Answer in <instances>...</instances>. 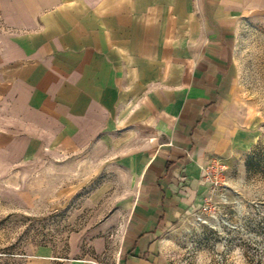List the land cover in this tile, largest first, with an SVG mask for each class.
I'll list each match as a JSON object with an SVG mask.
<instances>
[{
    "label": "crops",
    "instance_id": "crops-1",
    "mask_svg": "<svg viewBox=\"0 0 264 264\" xmlns=\"http://www.w3.org/2000/svg\"><path fill=\"white\" fill-rule=\"evenodd\" d=\"M0 14V150L127 151L122 264H156L163 224L210 190L201 166L245 139L236 53L264 0H0Z\"/></svg>",
    "mask_w": 264,
    "mask_h": 264
},
{
    "label": "rangeland",
    "instance_id": "rangeland-1",
    "mask_svg": "<svg viewBox=\"0 0 264 264\" xmlns=\"http://www.w3.org/2000/svg\"><path fill=\"white\" fill-rule=\"evenodd\" d=\"M236 66L245 139L215 159L225 166L219 188L163 224L156 264H264L263 26L241 27ZM126 152L0 150V264H122L120 242L135 219Z\"/></svg>",
    "mask_w": 264,
    "mask_h": 264
},
{
    "label": "built area",
    "instance_id": "built-area-1",
    "mask_svg": "<svg viewBox=\"0 0 264 264\" xmlns=\"http://www.w3.org/2000/svg\"><path fill=\"white\" fill-rule=\"evenodd\" d=\"M225 166L215 160L209 161L201 166L202 176L210 185L211 192L220 186V174L224 171Z\"/></svg>",
    "mask_w": 264,
    "mask_h": 264
}]
</instances>
